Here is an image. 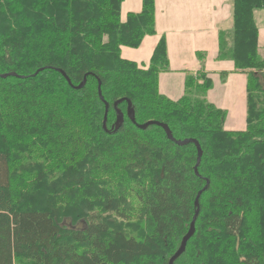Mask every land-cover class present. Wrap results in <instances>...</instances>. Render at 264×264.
<instances>
[{"label":"trees","instance_id":"1","mask_svg":"<svg viewBox=\"0 0 264 264\" xmlns=\"http://www.w3.org/2000/svg\"><path fill=\"white\" fill-rule=\"evenodd\" d=\"M123 1L0 0V264H169L202 191L195 234L174 264H264V49L260 56L255 20L264 0H233V28L220 36L218 59L248 78L241 132L225 130L203 74L187 79L178 101L160 93L165 39L147 70L122 58V47L156 34L155 0L125 22ZM11 73L23 78L1 77ZM116 103L125 121L114 132ZM150 121L200 144L198 175L197 147L138 127Z\"/></svg>","mask_w":264,"mask_h":264},{"label":"crops","instance_id":"2","mask_svg":"<svg viewBox=\"0 0 264 264\" xmlns=\"http://www.w3.org/2000/svg\"><path fill=\"white\" fill-rule=\"evenodd\" d=\"M156 34L144 38L137 49L122 47V58L147 70L153 53L165 39L169 70L159 77L160 93L171 101L186 94L189 77L203 74L212 82L206 100L226 113L225 130L247 127V74L235 70L231 60H219L220 36L233 28V0H155ZM142 11V0H124L121 18ZM259 45L264 49V9L255 12ZM204 54L201 61L198 54Z\"/></svg>","mask_w":264,"mask_h":264},{"label":"water","instance_id":"3","mask_svg":"<svg viewBox=\"0 0 264 264\" xmlns=\"http://www.w3.org/2000/svg\"><path fill=\"white\" fill-rule=\"evenodd\" d=\"M44 69H41L39 70L34 76H36L39 72L43 71ZM59 72L66 78V80L68 81L69 85L72 86L73 88H76V89H83L86 85V80H84V82L79 85L78 87H74L71 83V81L68 79V77L66 76V74L59 70ZM3 79H6L8 77H17V78H23V77H20L14 73H11V74H5V75H2L1 76ZM99 95H100V98L102 101H104L103 97H102V92H101V88L99 87ZM129 106H128V111H127V116L128 118L134 123L136 124V117H135V112H134V108L132 107V103L129 101L128 102ZM106 105V111H105V118H104V122H103V128L106 132H110V130L108 129L107 127V122H108V112H109V105L108 104H105ZM115 107H116V111H117V114H118V117H117V120H116V123L113 127V130L114 132H117L119 130V128L124 124V121H125V116L124 114L122 113V111H120L118 109V103L115 104ZM150 126H159L161 128H163L166 132V135L167 137L175 142L177 145L179 146H186V145H189V144H194L196 147H197V150H198V162H197V166L195 168V172H196V175H198V166L200 165V162H201V158H202V148L200 146V144L196 141V140H193V139H187V140H184V141H177L173 135H172V132L171 130L169 129V127L165 124H162V123H159V122H154V121H150L146 124H143V125H138V127L141 129V130H145L147 129L148 127ZM207 189V187L204 189V191ZM203 192V191H202ZM202 192L199 193L197 199H196V202H195V206H196V213H195V216H194V219L191 223V227H190V230L189 232L187 233V235L183 238L182 240V243H181V246L180 248L178 249V251L175 253V255L170 259V262L169 264H174L175 261L184 253V251L186 250V247H187V244L189 242V240L193 237V235L195 234V224H196V221H197V217L199 215V212H200V204H199V201H200V196L202 194Z\"/></svg>","mask_w":264,"mask_h":264},{"label":"rangeland","instance_id":"4","mask_svg":"<svg viewBox=\"0 0 264 264\" xmlns=\"http://www.w3.org/2000/svg\"><path fill=\"white\" fill-rule=\"evenodd\" d=\"M259 54H260V56H262V54H263V47H260ZM157 127H159V126H157Z\"/></svg>","mask_w":264,"mask_h":264}]
</instances>
